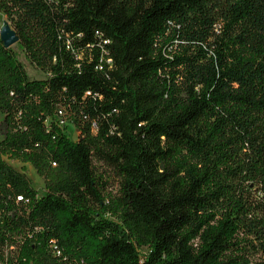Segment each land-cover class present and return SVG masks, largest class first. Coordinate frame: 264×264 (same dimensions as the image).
<instances>
[{
	"label": "trees",
	"instance_id": "obj_1",
	"mask_svg": "<svg viewBox=\"0 0 264 264\" xmlns=\"http://www.w3.org/2000/svg\"><path fill=\"white\" fill-rule=\"evenodd\" d=\"M0 11V264H264V0Z\"/></svg>",
	"mask_w": 264,
	"mask_h": 264
},
{
	"label": "rangeland",
	"instance_id": "obj_2",
	"mask_svg": "<svg viewBox=\"0 0 264 264\" xmlns=\"http://www.w3.org/2000/svg\"><path fill=\"white\" fill-rule=\"evenodd\" d=\"M8 22L11 26V23L9 20L6 19L5 15L0 11V28L5 23ZM14 46V44H13ZM15 50L17 51V48L14 46ZM19 59L24 64L25 69L27 71V74L30 78H43L44 73L39 68H37L34 64L29 62L22 53H18ZM2 117V114L0 112V118ZM63 130L67 133V135L71 139H75L77 136V131L74 128L73 124L71 122L65 121L61 123ZM7 162L11 164L14 168L17 170L23 171L31 180L35 188L41 189L43 186V181L40 176L37 175L34 168L29 163H23L17 159H12L5 157ZM108 182L110 186H113L115 184V180L113 177L108 178Z\"/></svg>",
	"mask_w": 264,
	"mask_h": 264
},
{
	"label": "water",
	"instance_id": "obj_3",
	"mask_svg": "<svg viewBox=\"0 0 264 264\" xmlns=\"http://www.w3.org/2000/svg\"><path fill=\"white\" fill-rule=\"evenodd\" d=\"M0 39L6 47L15 44L18 40L14 29L8 22H5L0 28Z\"/></svg>",
	"mask_w": 264,
	"mask_h": 264
}]
</instances>
